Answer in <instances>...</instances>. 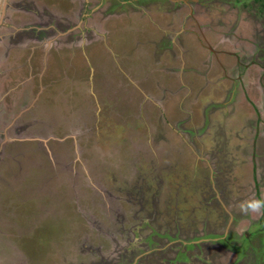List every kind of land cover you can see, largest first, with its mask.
<instances>
[{"label":"rangeland","instance_id":"374dc122","mask_svg":"<svg viewBox=\"0 0 264 264\" xmlns=\"http://www.w3.org/2000/svg\"><path fill=\"white\" fill-rule=\"evenodd\" d=\"M245 2L250 14L240 13L237 27L252 25L255 32L259 22L252 14L261 11L264 0ZM45 4L63 14L55 2ZM196 7L204 15L228 9ZM149 10L154 21L172 20ZM186 10L182 8L178 16ZM130 11L125 6L120 17L111 15L104 24L91 20L88 34L70 33L81 45L59 47L57 41L69 38H59L52 29L47 30L50 37L34 43L53 48L47 52L42 82L35 81L39 91L23 103L31 107L28 114L15 113L14 122L7 117L2 124H13L7 130L13 139L29 134L40 139L24 140L16 151L17 146L0 145V264H166L175 246L150 233L164 236L178 226L179 233L190 235L203 227L208 207L201 201L208 199L200 196L213 186L210 167L222 171L228 181L230 168L248 184L255 118L242 102L251 103V88L254 93L263 72L252 65L246 71L250 79L236 82L232 98L237 100L228 106L234 98H223L228 81L216 60L195 59L191 67L200 69L199 75L191 72L180 79L179 63H170L166 51L156 53L159 34L156 37L153 25L146 17L142 23L138 16L133 22L131 15L136 13ZM24 16L27 24L32 22L31 16ZM235 20L236 16L224 24ZM120 24L126 27L115 31ZM240 32L234 35L241 37ZM241 38L249 41L244 45L252 52L258 38ZM175 45L173 51L180 52ZM225 57L224 64L234 62L232 56ZM33 72L42 74L37 67ZM204 104L228 106V115L225 107L215 118L210 111L207 125L198 113ZM18 115L22 128L16 123ZM23 128L26 137L20 133ZM258 150L257 171L264 183L262 142ZM61 158L66 162L62 166ZM212 223L209 218L203 225ZM152 243L164 246L151 253ZM127 248L130 256L122 257ZM219 257L218 263L229 264L230 256Z\"/></svg>","mask_w":264,"mask_h":264},{"label":"flooded vegetation","instance_id":"af4514ba","mask_svg":"<svg viewBox=\"0 0 264 264\" xmlns=\"http://www.w3.org/2000/svg\"><path fill=\"white\" fill-rule=\"evenodd\" d=\"M45 1L46 0H0V15L5 11L8 20L3 26L9 31L15 30L11 24L13 23L11 18L13 12H16L15 15L17 16H22L20 12L27 16L35 15L38 21L39 17H37L36 14L42 13L44 18L39 23L45 26L44 28L40 27L41 29H39V24L32 26L30 23H24V26L30 27L28 31L32 32L29 36H32L34 40H38L39 43H42L44 36H51L47 33V30L52 29L55 35H59V38H69V40L57 41L59 43L57 45L61 48H71L75 47L78 43L72 41V36H69L70 33L74 31L81 33L83 31L88 34L87 27L90 25L89 22L91 20H93V22L102 20L104 24L105 18L111 15L120 17V15L123 14V8L126 6L132 9V11L129 12L130 14L132 12L136 13L131 15L133 22L139 17L142 23L143 18L146 17L148 23L150 22V25H153L156 37L159 34V44L155 47L157 49L156 53L161 55V52L166 51V53L169 54L167 57L170 63L173 65L175 62L179 63L176 71L180 79L183 74L191 72H194L195 76L199 75L200 69L196 68L195 70L191 67L192 64H196V62H194L195 59L203 61L206 60L205 57H208V62L216 60L225 73V77L223 78H226L228 81L226 82L224 89L225 96L223 98L231 101L234 98H232V95L237 92L236 82H240V79L242 80L243 78V82L246 78L250 79L248 75L246 76V71L249 70L252 65H257L260 71L263 72V74L260 73L258 77L254 93H252L251 88V103L249 101L248 103L242 102L252 111L255 118V129L249 137V140H251L250 145L254 147V151L252 150L253 157L251 161L253 160V162L251 164L252 169L249 174L248 184L238 180L236 175L233 174V170H230V168L228 181L224 177L222 171H217L218 169L210 167L209 177L211 176L213 186L209 187V191L203 194L200 193L201 196L199 194L201 200L208 199V201H201L208 207L202 219L208 220L209 218H213V223L206 225L208 229L203 225L207 220H203L201 222V227H203L190 235L182 233L181 230L179 233V227L176 226L175 233L169 231L165 233L164 236H160L159 233L161 234V232H155L159 236L155 233H150V237L153 239H162L165 241V245L171 243L172 246H175L171 249L173 254V257L169 259L171 262L167 261L166 264H220L218 263L221 260L219 256H230L229 264H264V215H257L254 213L243 215L239 211V204L241 201L252 198L264 199V183L258 174V165L256 164V153L259 152V143L262 142L264 144V102L262 101L264 99L263 97L262 100L259 98V95L264 96V6L261 8V11L252 14V17H257L256 19H258L259 22L257 30L253 32L249 28H253L252 25H249L245 29H240V26L237 27L239 14L242 12L248 15L250 14L248 13V8L246 9V7H244L246 6L245 0H67L64 4H60V0H50V2H55L57 6H60L59 9L63 14L58 12V8H55L56 12H54V9L50 6V10L49 5L45 4ZM70 3H72V5H70ZM104 6L105 8H103ZM196 6H201L202 8L204 6L206 10L210 9V7L222 8L224 6H227L228 9H225V12H216V14L206 12L204 15L205 11L198 13L197 10L199 8ZM182 8H187V10L186 13L179 17L178 14L182 12ZM149 9L164 14L165 16L168 15L172 20L161 19L154 21ZM234 16L237 17V20H235L236 22L232 21L230 25L224 24ZM123 19H125V16ZM138 24L140 23L138 22ZM121 27L124 29L126 26H121L120 24L117 25L114 30L118 31ZM23 30L20 32H24ZM90 31H93V28H90ZM51 32L54 33L53 31ZM236 32H240L237 35L241 37L251 36L256 39L258 38V41H256L257 43L253 44L254 50L252 52L250 48L248 49L247 46L244 45L249 41L246 38L234 35ZM162 41H164L163 44L161 43ZM176 42L180 48V52L178 53L173 51ZM84 43H86V41H83V44ZM153 43L154 38L152 42L150 41V44ZM52 49L53 48L50 46L48 49L43 48V52L38 50V54L32 58V72L35 67L42 71L41 76L40 74L35 76V81L37 82H42L43 80L44 68L48 60L47 52ZM182 50L186 52H182ZM227 55L232 56L234 62L226 65L224 63L226 61L225 56ZM235 73L237 74L236 76H234ZM38 85L34 89L33 97L36 96L37 91H39ZM250 87H252L251 82L248 88L250 89ZM235 100H237V96L228 106L235 104ZM27 106L28 105L23 106L19 111L16 110V112H13V115H15V113L24 112L28 114L31 107L28 109ZM228 106H224L227 109V115ZM224 107L214 104H204L199 108L198 113L201 115L202 119L206 120L208 125L210 119L208 117L209 112L212 111L211 115L215 118L217 112L222 111H218V109ZM2 113L3 115H0L2 118L0 125L12 114L7 113L5 110ZM24 116L28 117L29 115L24 114ZM14 119L15 117L9 122H14ZM6 123L4 124L5 126L8 125V122ZM184 131L185 128H182V133ZM198 135H200V133ZM3 137L4 133L0 132V138ZM29 137L34 138L33 136L31 137L30 134ZM63 154L65 156L67 155L66 152H63ZM70 156L76 157V154L71 152ZM202 158L204 157L202 156L201 159ZM60 161L65 162L63 158H61ZM62 165L63 164L60 166ZM218 166L221 167L220 164ZM58 170L60 171L62 168H58ZM214 176L216 178H214ZM215 179L217 183L213 181ZM199 184H201V190L204 183L201 181ZM224 193H227V196H225ZM182 235L184 238H180ZM152 244H154V246L150 249L151 253H156L164 246V244ZM211 247H213L214 253L212 252L210 254ZM128 249L129 248H127L125 252L123 251V254L121 253L122 257L126 258L130 256L131 253L127 252ZM165 250H167L166 247L164 248V251ZM133 253L136 254V250H134Z\"/></svg>","mask_w":264,"mask_h":264},{"label":"crops","instance_id":"0c3cea01","mask_svg":"<svg viewBox=\"0 0 264 264\" xmlns=\"http://www.w3.org/2000/svg\"><path fill=\"white\" fill-rule=\"evenodd\" d=\"M12 14L13 15H11V18L13 23L11 24L15 29L12 31L7 30L3 26V24L8 22L5 11H3L0 15V102H3L2 106L0 105V115H3L2 112L4 110L7 113H12L8 117L10 118V120L15 117L13 115V112H16V110L19 111L24 106L23 103L26 101L27 97L29 95L33 96L34 94V81L36 79V74L32 72V58L38 54V50H40V47L41 49L44 48L41 45L34 44L36 41L38 42V40H34L32 36H29L30 34H32V32L28 31V29L30 28L29 26H24L25 24H27L25 22V14L23 15L22 12H20V15L22 16L15 15L16 12H13ZM36 15L37 17H39V21L37 20L35 15L31 16L32 22L30 24L32 26L38 25V22H41L44 18L42 13ZM18 29L26 30H24V32H20ZM39 29L41 28L39 27ZM24 117L27 118V116ZM17 121L18 122L16 123L20 126V128H22V123L24 122H20L22 121V119L19 115L17 116ZM12 125L13 124L10 125V123L6 126L4 124L0 125V129H2L1 133H4V137L0 138V145H2V147L11 145L14 148V146H17L16 148H14V150L16 151L19 149V147L22 146L24 140L27 141L32 139H40L30 137H27L25 139H13L11 136L12 133L11 135L10 133H7V130H10L12 128ZM15 128L18 127L15 126ZM25 130L23 128L22 130H20V133L26 137L27 132ZM73 132L75 133L73 137H76L78 133L76 131ZM37 150L40 154L46 156L43 147H38ZM64 163L65 162L58 161L59 165Z\"/></svg>","mask_w":264,"mask_h":264},{"label":"clouds","instance_id":"9594fccd","mask_svg":"<svg viewBox=\"0 0 264 264\" xmlns=\"http://www.w3.org/2000/svg\"><path fill=\"white\" fill-rule=\"evenodd\" d=\"M239 211L243 215L257 214L264 215V199L252 198L241 201L239 204Z\"/></svg>","mask_w":264,"mask_h":264}]
</instances>
